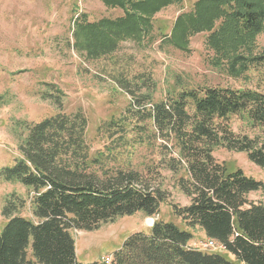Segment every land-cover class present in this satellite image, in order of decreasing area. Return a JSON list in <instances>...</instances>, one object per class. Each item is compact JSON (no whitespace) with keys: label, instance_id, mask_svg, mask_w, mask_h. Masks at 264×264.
<instances>
[{"label":"trees","instance_id":"16d2710c","mask_svg":"<svg viewBox=\"0 0 264 264\" xmlns=\"http://www.w3.org/2000/svg\"><path fill=\"white\" fill-rule=\"evenodd\" d=\"M182 1L103 0L108 7L122 8L124 15L92 22L86 14L80 15L73 30L74 46L92 58L110 54L122 41L142 40L152 30L156 13ZM217 22H221L219 29L214 30ZM263 27L264 0H197L192 11L177 17L167 39L183 46L193 34L211 31L209 42L228 56L229 70L237 75L264 65V53L254 52L255 38ZM146 81L154 87V82ZM116 82L134 97L128 108L132 114L111 121L108 129L118 127L113 133H124L125 125L135 119L142 123L137 124L141 131L150 125L163 139L175 140L179 155L175 165L188 173L178 183L191 202L174 204V212L234 258L193 247L194 231L156 220L151 233L130 235L110 263L88 264H264V179L248 176L242 169L229 172L214 156L218 147L246 152L264 171V139L237 133L230 124L238 116L252 128L264 127V92L215 86L185 89L154 102L152 91L136 95L127 77H117ZM58 93L45 95L61 110L63 99ZM138 107L145 111L133 109ZM87 125L82 111L67 114L61 110L24 126L21 157L1 169L0 181L19 182L33 192L35 219L21 215L27 202L23 196L6 197L0 264H82L73 230L98 229L138 211L148 217L159 213L166 192L153 187L132 164L104 167L101 160L91 159ZM255 191L262 193L258 201L249 197Z\"/></svg>","mask_w":264,"mask_h":264},{"label":"rangeland","instance_id":"374dc122","mask_svg":"<svg viewBox=\"0 0 264 264\" xmlns=\"http://www.w3.org/2000/svg\"><path fill=\"white\" fill-rule=\"evenodd\" d=\"M196 1L183 0L164 7L155 14L153 28L142 40L122 41L116 51L92 58L74 46L75 21L82 14L90 22L116 18L124 15L122 8L108 7L103 0H0V171L5 166H13L21 157L19 143L26 135L24 126L61 110L67 114L82 111L88 121L85 139L91 159L101 160L104 167L132 164L153 187H161L167 194V200L155 216L148 217L138 211L118 216L98 229L73 230L77 259L82 264L101 262L107 256L113 258L133 233H151L149 218L194 231L193 247L234 258L222 247H201L207 237L175 214L174 204L184 206L191 202L178 183L188 173L182 165L178 171L175 140L163 139L150 125L141 131L137 124L142 123L135 119L125 125L124 133H113L118 127L108 129L111 121H120L132 114L128 108L134 97L119 87L116 78L120 76L130 80L136 95L152 91L154 102L176 96L185 89L204 90L215 86L248 87L264 92V65L232 74L228 56L209 42L211 31L193 34L183 46L167 39L177 17L192 11ZM220 23L217 22L214 30L219 29ZM254 48L256 54L264 53V27L255 38ZM146 79L154 82V87H148ZM48 93L62 95L61 110L51 97H46ZM133 109L145 111L143 107ZM230 124L237 133L264 139V127L252 128L238 116H233ZM214 156L229 172L242 169L248 176L264 179L263 169L246 152L218 147ZM12 193L27 201L21 215L35 219L31 207L33 192L19 182L0 181V231L7 223L3 206ZM249 197L258 201L262 193L255 191Z\"/></svg>","mask_w":264,"mask_h":264},{"label":"built area","instance_id":"2783aa9c","mask_svg":"<svg viewBox=\"0 0 264 264\" xmlns=\"http://www.w3.org/2000/svg\"><path fill=\"white\" fill-rule=\"evenodd\" d=\"M200 245L204 249H209V248H213V247L215 248V247H218V246L221 247V245H219V243L216 240L211 239V238H208L206 242H201ZM112 259L113 258L111 256H107L104 261L106 263H110L112 261Z\"/></svg>","mask_w":264,"mask_h":264},{"label":"water","instance_id":"95a60500","mask_svg":"<svg viewBox=\"0 0 264 264\" xmlns=\"http://www.w3.org/2000/svg\"><path fill=\"white\" fill-rule=\"evenodd\" d=\"M147 222H151V224L153 225L154 220H153L152 218H149V219H147ZM152 225H151V226H152Z\"/></svg>","mask_w":264,"mask_h":264},{"label":"crops","instance_id":"0c3cea01","mask_svg":"<svg viewBox=\"0 0 264 264\" xmlns=\"http://www.w3.org/2000/svg\"><path fill=\"white\" fill-rule=\"evenodd\" d=\"M200 232L206 236V234L204 233V231L200 230ZM206 237H207V236H206ZM207 239H208V237H207ZM193 240H194V238L192 239V241H193ZM190 245H193L192 242L190 243ZM76 249H77V248H76Z\"/></svg>","mask_w":264,"mask_h":264}]
</instances>
